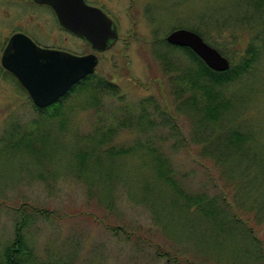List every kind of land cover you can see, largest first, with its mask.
<instances>
[{"label": "rangeland", "instance_id": "1", "mask_svg": "<svg viewBox=\"0 0 264 264\" xmlns=\"http://www.w3.org/2000/svg\"><path fill=\"white\" fill-rule=\"evenodd\" d=\"M89 1L118 30L117 41L97 53L95 77L86 82L100 81L104 90L90 85L70 93L61 101V114L49 118L37 113L0 65V264L22 221L29 253L20 264H264V0L256 10L251 0ZM196 26L231 66L247 43L259 51L249 71L217 88L229 108L221 135L208 144L191 134L156 60L170 52L173 66L193 67L183 51L161 40L171 30ZM17 31L40 46L92 52L59 27L50 8L0 0V56ZM110 126L116 129L110 146H156L184 190L205 193L214 214L186 207L156 177L145 149L111 162L96 151L75 167V154L95 146V130ZM226 127L245 134L251 149L243 146V154L222 161L225 178L211 151L221 150Z\"/></svg>", "mask_w": 264, "mask_h": 264}, {"label": "trees", "instance_id": "2", "mask_svg": "<svg viewBox=\"0 0 264 264\" xmlns=\"http://www.w3.org/2000/svg\"><path fill=\"white\" fill-rule=\"evenodd\" d=\"M249 3L253 8H255V10L258 8V5H260L258 0H251ZM197 27L198 26L190 29L197 32L202 38H204L205 34ZM161 43L165 44L167 47L183 51L188 56V59L194 64L193 67H187L186 69L180 70L177 66H173V64L169 63L168 55L170 57V52H161L156 55V60L160 62L162 71L165 74H168L173 100H179L177 104L178 108L182 109V113L190 126L191 134L195 137L198 136V141L202 144H208L209 142L216 141L221 135V121L229 108L228 99L224 93L217 88L223 84L237 80L240 76L249 71L258 57V49L253 42L247 43L237 64L233 66L230 64L229 69L226 71L216 72L208 68L205 63L189 48L170 45L165 41V38L161 40ZM94 77L95 73L85 76L83 79L75 83L60 99L46 107L37 108V113L49 118L58 117L61 114V101L70 93L74 91H81V88L85 89L90 85H92L91 87L93 89L102 88V83L100 81L94 83V80L90 81V83H86L87 80H92ZM101 90H104V88ZM180 97L183 99H180ZM140 118L144 119V115L141 114ZM123 125L124 122L119 121L118 126ZM114 131H116L114 126L108 127L103 132L95 130V134L99 137L96 139L95 146L88 148V150H79L75 154L77 160L79 159L77 165L75 162L76 159L74 158L73 164L75 167H81L85 160H87L86 155H92V153L94 154L96 151L101 153V155L103 154L105 158L111 162L113 160L112 158L127 154H134L135 150L145 149L144 154L145 156H150L153 162V170L156 177L166 183V185H168L169 188L172 189L178 196L183 197L186 207L196 206L199 208L198 210L202 212L203 216L214 214L216 210L211 208V200H208L205 193L188 194V192L184 190L182 185H180L177 181L175 177L176 174L174 173L169 160L156 148V146L151 143H148L145 146H143V144L135 143L134 146L131 147L115 148L114 146L109 145V142L112 140L114 135ZM223 133L224 138L222 141L223 145L220 147L221 150L217 147L211 152L213 154L215 152L217 153V158L212 157V160L218 168L221 176L226 178V171H223L222 161H225V159L229 158V156H239L241 153L243 154V146L248 152L251 148L248 146L249 138L245 134L231 129V127H226L222 134ZM28 134L33 136L32 131ZM33 142H36L34 138ZM37 142L42 143L43 139L41 138ZM99 158L100 157H95L96 160H99ZM75 175L80 178L78 174ZM205 203H207V205L209 204L208 207L210 209L202 208ZM21 205L26 206L24 203ZM32 211L36 213L35 209ZM37 211L40 212L42 210L37 209ZM25 219L26 218H23V220ZM25 222L26 221H22L15 225V238L12 240L11 244L7 245L3 250V261L1 264H20L22 256L29 253L26 246V240L24 239V236L20 234V230Z\"/></svg>", "mask_w": 264, "mask_h": 264}, {"label": "water", "instance_id": "3", "mask_svg": "<svg viewBox=\"0 0 264 264\" xmlns=\"http://www.w3.org/2000/svg\"><path fill=\"white\" fill-rule=\"evenodd\" d=\"M48 6L58 25L84 39L92 52L78 55L43 47L23 32L13 33L1 54L0 64L14 76L38 108L60 99L85 76L92 74L98 63L96 53L109 49L118 39L116 23L99 7L84 0H32ZM165 41L187 47L213 71L229 69L230 62L195 31L187 28L171 30Z\"/></svg>", "mask_w": 264, "mask_h": 264}, {"label": "flooded vegetation", "instance_id": "4", "mask_svg": "<svg viewBox=\"0 0 264 264\" xmlns=\"http://www.w3.org/2000/svg\"><path fill=\"white\" fill-rule=\"evenodd\" d=\"M88 5H92V6H97V5H95V4H93L91 1H89V0H84ZM97 7H99V6H97ZM99 8H101V7H99ZM102 9V8H101ZM103 10V9H102ZM104 11V10H103ZM105 12V11H104ZM106 13V12H105ZM107 14V13H106ZM108 15V14H107ZM109 16V15H108ZM62 29V28H61ZM64 30V29H63ZM66 31V30H65ZM66 32H68V31H66ZM71 34V33H70ZM73 35V34H72ZM75 36V35H74ZM76 37H78V36H76ZM78 38H80V37H78ZM82 39V38H81ZM83 40V39H82ZM7 41H8V39H7ZM85 41V40H84ZM86 42V41H85ZM6 44H7V42H6ZM6 44H5V46H6ZM4 46V47H5ZM51 48H55V47H51ZM56 49H60V50H64V49H61V48H56ZM66 51V50H65ZM3 52V51H2ZM0 59H1V56H0Z\"/></svg>", "mask_w": 264, "mask_h": 264}]
</instances>
